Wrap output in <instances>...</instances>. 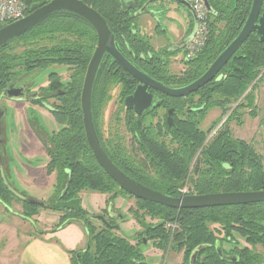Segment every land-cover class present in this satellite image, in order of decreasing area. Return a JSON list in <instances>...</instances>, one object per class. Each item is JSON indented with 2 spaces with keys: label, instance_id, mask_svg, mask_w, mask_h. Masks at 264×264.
<instances>
[{
  "label": "trees",
  "instance_id": "1",
  "mask_svg": "<svg viewBox=\"0 0 264 264\" xmlns=\"http://www.w3.org/2000/svg\"><path fill=\"white\" fill-rule=\"evenodd\" d=\"M49 1L38 0L29 12ZM80 1L102 16L110 32L118 34L123 47H130L131 52L129 49L127 51L129 54H142L132 45L128 36L131 25L122 12L127 9L119 4L120 0ZM209 3L213 11V15L209 14L212 21L209 23V39L199 53V58L185 63L186 69L178 76L171 75L166 64L156 60L153 62L154 71L144 73L166 86L172 87L174 84L181 87L205 72L242 27L246 19L242 12L245 8L247 12L249 8V1L245 3L244 0H211ZM3 26L0 25V28ZM94 33L92 26L74 13H51L0 48V89L19 72L31 74L52 64L73 65V78L79 76L90 59L96 41ZM115 44L121 52L116 39ZM121 53L128 58L124 52ZM263 68L264 42L256 36L249 37L229 59L223 71L196 92L201 98V110L197 109L196 113L184 118L179 107L173 127L168 131L170 141L159 143L156 139L148 140L150 156L146 157V161L152 168L150 172L154 173H150L145 165V175H126L138 184L170 197H179L177 189L186 178L196 195L264 191V166L253 147L245 141L233 139L227 128L219 129L204 144L206 132L200 127L209 109L219 107L226 112V106L241 97ZM105 69L102 64L92 87L91 113L95 125L94 108L101 100L97 88L101 87L103 81L106 87L114 82L111 72ZM114 75L129 78L120 67ZM156 75L164 81L155 78ZM51 77L52 74L48 76ZM79 84L78 78L65 98L66 104L57 115V120L66 124L67 128L51 137L53 148L48 151L50 161L46 166L47 174L56 172L54 188L57 200H71L82 191H90L107 195L105 203L112 205L116 198L130 195L118 188L95 162L86 143L79 104ZM101 101L98 108L101 107ZM188 113H192L190 108ZM109 159L113 162L111 157ZM194 159L196 161L190 171ZM6 194L9 203L10 190ZM39 208L42 207L23 203L21 216L30 219L37 215ZM43 208L63 213L58 228L63 223L82 221L88 248L70 253L71 264H145L140 249L143 241L139 236L153 241L157 249H165L171 244L173 249L183 253V264H187L194 252H197L196 264H230L220 258L216 247H221L235 235L244 239L252 249L239 251L236 262L232 264H264V201L238 206L175 210L136 199L135 208L129 209L141 228L135 234V244L117 233L118 229L103 224L101 227L94 225L82 209L62 210L53 204ZM145 217L156 220V223H145ZM167 222L177 223L172 235L165 231ZM108 223L116 224L115 221ZM258 246L262 249L261 253L256 250Z\"/></svg>",
  "mask_w": 264,
  "mask_h": 264
},
{
  "label": "flooded vegetation",
  "instance_id": "2",
  "mask_svg": "<svg viewBox=\"0 0 264 264\" xmlns=\"http://www.w3.org/2000/svg\"><path fill=\"white\" fill-rule=\"evenodd\" d=\"M147 1H149V0H136V2H137L136 7H133L131 9L126 8L127 11H122L124 13L125 18H128L127 22L131 25L129 28V32L131 35L129 34L128 36H130L129 38L132 41V45L134 47H136L137 50L142 52V54L139 55V54H135L134 52L129 54L127 51L129 49V52H131L130 47H123L121 39L119 38L118 34L115 32V35L114 34L113 35L115 36L118 47L121 50V52H124L127 55V57H128L127 59L135 67H137L138 69L140 68L143 72L148 73L150 71L151 72L154 71L155 66H153L154 65L153 62H154V60H156V62H159L160 64L161 63L164 65L166 64L168 69L172 66L176 67L177 65H181L182 67H180V66L177 67V68H179L178 73H172L169 70L171 75H174V76L181 75L184 72V70L186 69L185 63L199 58V53L202 51L201 50L197 55H195L191 59H186L184 56L186 47L189 43V42L187 43L186 41L188 38L191 37L192 34L194 35V29L196 28L197 22L194 24L193 19L190 16H189V18L187 17L186 18V21H188L187 24H186V22L181 23L179 26V29H177L176 27L171 29L173 32V35L176 37V39L173 40L174 37L172 38V35L170 36V38H167V37H169L167 35L168 30L166 28H161L159 23H155V21H154L153 17H155V19H157L155 14H159V13L156 10H154L155 9L154 7H152L153 3L145 10V12H143L140 15H137V12L139 11V9ZM209 1H211V0H209ZM248 1H249V8H248L247 12H245L246 8L242 12V14L244 13L246 15L245 16L246 18L250 12L251 4H252V0H244L245 3H247ZM119 4H122V6L125 8V7L130 6L132 4V1L131 0H127L125 2L119 1ZM263 12H264V0H262V4H261L260 10H259L258 17H260L263 14ZM159 16H161V15L159 14ZM208 17H210V16H208ZM141 19L143 20V22ZM209 21H210V19H209ZM139 22H140V25L137 24ZM183 24H184V27L181 26ZM139 26L142 28L140 29ZM180 28H181V30H180ZM238 32H237V34H238ZM94 35L96 37V33H94ZM235 36L233 37V39L235 38ZM252 36H256L259 40V37L255 32L251 33V35L249 37H252ZM165 39H167L168 42ZM190 39H192V38H190ZM96 40H97V37H96ZM154 42H156L157 45H154ZM95 46H96V41H95L92 53L90 55V59H91V56L94 52ZM180 54H182L181 57H180ZM90 59H89V61H90ZM110 60H111V62H110ZM89 61H88V63H89ZM112 62H114V61L106 54H104L103 57L101 58V61L98 65L96 74H97L100 66L103 64L106 67L105 70L107 72H111L112 78L114 79V82L112 84H109L108 87H106V85L103 81L101 87L97 88V93L100 96L101 100H104V101L100 100L102 102L101 107L104 104V106L102 107V114H103V111H104L107 103L112 98L111 92L113 90H116L117 95L115 97V103L118 106L117 107L118 109H117V111L113 117H112V115L110 116V121H109L108 126H107L106 135L104 134V132H102V123L100 124V126H98V128L100 129V134L103 136V138L105 140V144H103L104 140L101 141V139L99 138L98 128L96 127L95 124H93L94 131L96 133L97 139H98L101 147L103 148L105 154H108V156L112 158L113 162L112 161L111 162L122 173H124L125 175L127 173H129L131 175H137V174L145 175L146 171H145V173L143 172L144 171L143 167L145 165H147V169L149 172H150V170H152V168H150V165H148L149 162L146 161V157L150 156V151H149V147H148V140L151 138L153 140H155V139L158 140L159 143L169 142L170 139L167 137V136H169L168 131L170 128L173 127L174 118H175L176 113H177L176 109H179V107H180L182 109L181 115L183 114L184 118L189 117L190 115H193L194 112L196 113L198 110H201L199 108L201 98L199 97L198 94H196L197 91L186 96V97H180V98L178 97L177 98V97H168V96H166V95H164V94H162L156 90L149 89L148 93H150L152 95L151 105L149 108L142 109L140 112L137 113L134 110V106L127 107L125 105V99L133 94V92L135 91V89L139 83L130 74H128L125 70H123L115 62H114V65H112L113 64ZM88 63L86 65L85 69L83 70V72H80L79 76H77L75 78H73V76H74V69H73L74 66L73 65L66 66V67H68V69L65 72L66 74L64 73V75H62L63 74L62 72L60 73L58 71H55V69H56L55 66L60 68L64 65H53V64L49 65V67H52V71L47 75V79L45 81L46 85L43 86L40 83L42 86L39 89H37L36 91H32L31 88L29 89L28 84H25V83L19 84V80L24 77V75L22 73L19 75L15 74L12 77V80L10 81V83L7 84L5 87L0 89V182L2 184V186L0 187V194H1V196H0V208L2 211H5V212L8 211L9 212L8 209L11 210L10 207L12 206L13 200L20 202L22 209H23V203H25V202L21 198H19V196L16 195L15 192L17 194L24 195V196L29 197V198H33L30 196H27L25 194L26 192H23L24 187L26 189H28L27 188L28 186H26V184H24V186H23V183H21L19 181L20 176H19L18 172H17L18 183L12 184L11 181H8L10 176H9L8 165H7L9 154H8L7 148H6V144L8 141V139L6 137V131H5L6 130V116H5L6 109L9 107L11 109H13V114H12L13 120L16 119L17 116L18 117L21 116L20 119L23 121L24 117L26 116V113H25L26 108L25 107L24 108H20L18 106L12 107V106H9L8 103L9 102H12V103H19V102L31 103V105H33V107H34V110H31V111L38 113V115L41 113V111H43V112H45L44 114L51 116V120L53 119L52 121L55 122V120H56L57 126H54V127L51 126V129H49V130L47 129L46 131L43 129L44 130V132H43L41 129H39L35 118L30 120V122H29V118L27 117V127H29L32 135L34 137H36V140L39 143V145L41 147H43V149L45 151L44 156L48 160L44 164V166L41 168L45 171V174L47 176H53L52 177V184H53V188H54V186L56 184V182L54 181V179H56V172L54 171V172H51L50 174H47V170H46L47 163L50 161L48 151H50L53 148V146H52L53 143H52L51 137L55 136L60 131L67 128L66 124H63V123L61 124L57 120V118H58L57 115L59 112H61V109H63V106L66 104L67 100L65 98L68 96L69 91H71L73 84H75V82L78 80V78L80 81V84H79V89H80V91H79V104H80V94H81L82 85H83V81H84V77H85V73H86ZM112 66H113V68H111ZM119 67L128 74V76L131 80L128 77H125L122 75H120V76L114 75V73L117 72ZM45 68L37 69L36 71L40 72V71L44 70ZM223 68L224 67H222V69L219 71L217 76L223 71ZM50 74H52L51 79L48 78V76ZM96 74H95V76H96ZM54 75H56V78L54 77ZM155 78H157L158 80L164 81L161 78V76L156 75ZM125 81H127V82H125ZM93 83H94V81H93ZM40 84H39V86H40ZM171 86L174 88L177 87L174 84H172ZM34 87L35 86H33V88ZM92 87H93V85H92ZM14 89H21V96L20 97L15 98L14 96H11V97L8 96L7 92L10 90L12 91ZM91 93H92V91H91ZM253 93H254V100H253V103L251 104L252 110L256 109V106H257V91L254 90ZM4 100L6 102H4ZM100 101L95 105V108H94L95 113L98 112V110H99L98 107L100 106ZM172 104L174 106H172ZM189 108L192 111V113H188ZM80 112H81V107H80ZM206 116H207V114H206ZM81 117H82V113H81ZM111 121L113 122V124ZM92 122H93V119H92ZM14 123L19 124V123H16L15 120H14ZM202 123L203 122H201V125H202ZM82 126H83V124H82ZM25 129H26L25 126L23 127V129L22 128L18 129L17 134L21 136L22 130L24 132ZM21 139H22V137H21ZM85 140H86V138H85ZM86 143H87V141H86ZM103 145L106 147L107 150L105 149V147ZM28 149L29 148L27 146V150ZM23 154H25V153L21 150V147H20L17 155L22 156ZM11 156H12V153H11ZM194 163H195V159L193 160L192 167H193ZM192 167H191V169H192ZM29 169H33V168L29 167ZM150 173L153 174L154 171H151ZM19 185L22 186V187H20L21 190H19ZM34 188H40V187L36 186ZM7 190H10V193H11V196H10L11 199H10L9 203L7 202V194H6ZM51 190L52 189L50 188V191ZM62 192H63V190H62ZM177 192H178V189H177ZM54 194L57 195L55 192V188H54V190H52V195H54ZM80 194H82V193H79L78 197H77L80 200V208L79 209H82L83 211H85L90 216L89 219L91 221H94V220L99 221L100 223L97 225L99 227H101L102 224L106 225L108 227L115 225L114 223H110V224L108 223V222H111V220L115 219V217H113L112 215L109 214V206H111V208L114 209V202L117 198L114 200L112 205H106V203H105V207L102 210H100V213H97L96 215H94V213H92V214L88 213L82 207V199H81ZM126 198L127 199L131 198V199L125 200L128 204V208H130L129 207L130 201L134 200V206H133V208H130V209H134L135 205H136V199L137 198L132 197V196H124L123 199H126ZM74 199H76V198H74ZM37 201H40V202L44 203L45 206L49 207L51 204L54 205L55 202L68 201V200H61V199L56 200V198H54L51 201H48V200L45 202H43L41 200H37ZM45 206H42V208ZM62 210H67V209H62ZM68 211H72V210H68ZM0 214H4V213H0ZM19 215L21 216V214H19ZM97 216H100L101 218H99ZM0 220H1V218H0ZM73 222H77V223L82 225V221H80V220H75ZM140 239L142 241L146 240L144 237H140ZM134 240H136V237L134 238ZM243 241H244L245 245L242 247H239V242L235 238H233L231 240H227L226 242H224L221 245V247H219V246L216 247V252L220 256V258H222V260L225 261L226 263H230V264L235 263L239 251H241L244 248L252 249V246H250L248 243H246L244 239H243ZM224 244H226L230 247L229 250L224 249V247H223ZM86 248H88V247H86ZM218 250H220V253ZM190 259H191V257L188 259L187 264H190ZM183 263H184V259H183Z\"/></svg>",
  "mask_w": 264,
  "mask_h": 264
},
{
  "label": "rangeland",
  "instance_id": "3",
  "mask_svg": "<svg viewBox=\"0 0 264 264\" xmlns=\"http://www.w3.org/2000/svg\"><path fill=\"white\" fill-rule=\"evenodd\" d=\"M152 7H154L155 9L154 8L153 9L156 10L161 15L159 16V14H155L157 19H155V17L153 18L155 23H159L161 28H166L168 30L167 35L169 37L167 38H170L172 28L176 27L177 29H179L181 23H185V22L186 24L188 23V21H186V18L187 17L189 18L188 11L183 6L178 5L173 1L170 0L158 1L156 3H153ZM137 24L140 25V22ZM181 26L184 27V24ZM141 28L142 27H140V29ZM165 40L167 41V39ZM154 45H157L156 42H154ZM181 56L182 54H180V57ZM179 66L182 67L181 65H177L176 67L172 66L169 68V70L172 73H178L179 68L177 67ZM55 67L57 69V70L55 69V71H58L60 73L62 72L63 73L62 75H64V73L68 69V67L66 66H62L60 68H58L57 66ZM51 71H52V67L47 66L44 70L40 72L36 71L31 74L22 73L24 77L19 80V84H23V83L28 84L29 89L31 88L32 91H36L42 85L43 86L46 85L45 81L47 79V75ZM19 74H21V72H19L18 75ZM32 85L35 87L33 88ZM260 88L263 89L262 92L259 91ZM254 89L257 92L259 91V94L262 93L264 95V68L261 69L257 78L252 82L251 85L247 87V89L243 92L241 97H239L237 101H233L231 102V104L226 106V112H223V110L219 107L209 109L206 113L207 116H205L204 119H202L201 122L203 123L202 125L200 123V127L206 132V140L204 144H206L210 139H212L213 136L216 135L219 129L227 128L233 139L245 141L246 143L250 144L253 147L254 151L261 157L262 159L261 161L264 166V129L262 128V122L264 125V97L260 98L259 103L256 106V109L252 110L251 104L253 103L254 100V93H253ZM111 95L112 98L110 97L111 100L107 103L103 111V114H102V107L104 106V104L102 107L99 108L98 112L94 113L96 127L98 128V126H100V124L102 123V132H104L105 135H106L108 123L110 121V116L112 115L113 117L118 109L117 108L118 106L115 103V97L117 95L116 90H113L111 92ZM4 102L6 101L4 100ZM8 104L9 106L12 107L18 106L20 108H24V107L26 108V112H25L26 116L24 117L23 121L20 119L21 116L19 117L17 116V118L14 119L16 123L19 124H15L14 120L12 119L13 109L9 107L6 109V113H5L6 116L5 131H6V137L8 139L6 148L9 154L7 165L10 176L8 181H11L12 184L18 183V177H17V172H18L20 176L19 181L23 183V186L24 184L28 186L27 187L28 189H26L25 187L23 189V192H26L25 194L27 196L33 197L35 200H41L43 202L47 200L51 201L54 198H56L55 194L52 195V190H54L52 184L53 176H47L45 174V171L41 168L48 160L44 156L45 151L43 147L39 145V143L36 140V137L32 135L29 127H27V117L29 118V122L30 120L35 118L39 129H41L43 132L44 130L46 131L47 129L48 130L51 129V126L52 127L57 126L56 124L57 122L56 120L55 122L52 121L53 119L51 120V116L44 114L45 112L43 111H41L42 113V114L40 113L41 115L40 114L38 115V113L31 111L34 110V107L33 105H31V103L9 102ZM24 126L26 127L25 131L23 132L22 130L21 136L18 135L17 130L21 128L23 129ZM216 128L217 131L216 133L213 134V131ZM98 136L101 139V141L104 140L103 136L100 134L99 128H98ZM103 144H105V140L103 141ZM27 146L29 148L28 150H27ZM20 147L21 150L26 155L25 154H23L22 156L17 155ZM199 152L200 151H198L197 154H199ZM192 164L193 162L191 163L189 169L190 171H192L191 169ZM29 167L33 169H29ZM186 182L188 185L187 188L192 189V195H196L193 188L190 185V181H188V178L185 179L184 184ZM36 186L40 188H34ZM20 187L22 186L19 185V190H21ZM50 188L52 189L51 191ZM80 193H82L81 198H83L82 200L84 205L88 207L90 211L96 212L94 213V215L100 213V211L99 212L96 211L97 209H99L97 204H100V201L96 200V198L90 199V195L96 192L82 191ZM105 197L107 199L108 196L105 195ZM119 198H124V196H121ZM128 199L126 198L125 200ZM115 205L116 204H114V210L116 211L119 210L118 212H121L120 214L122 219L115 217V219L111 221L116 222L115 225L118 227V231H120V234L122 236L126 237L128 240L131 239L133 240L136 237L135 236L136 233L134 234V228L139 227L138 231H140L141 229L140 226L138 225V222L136 221V217L132 216V213L129 210L130 208H133L134 200L130 201V206H129L130 208H128V204L126 201L125 204L122 205L120 208H117ZM10 208L11 210L8 209L9 212L2 211L0 208V213H4V214H0V218H1L0 264H45L49 256L48 254L41 255L40 253L46 252L47 249L44 246H41L40 242L36 238H38L42 234L55 235V233L53 232H55L57 229L64 227L67 223H63L59 228L57 227L59 225L60 218L63 216V213L52 211L50 209L39 208L37 215H34L30 219H25L19 215L22 213V206L20 202L13 200L12 206ZM92 222L94 224L100 223L99 221L96 220ZM144 222L149 225H153L156 223V220H150L149 217H145ZM168 223L171 222H167L164 225V228L166 233H169L170 235L171 231L169 232L166 230V225ZM172 223L175 225V222ZM70 228H71V233L67 234L66 231H68V229ZM63 234H66L68 236V242L65 243L64 239L59 238L58 236L55 235L54 239L58 241L57 244L59 246L61 245L69 249L68 251L71 250L69 254L76 251H80L81 240L77 236V228L65 227ZM234 237L239 242V247L245 245L243 239L237 237L236 235ZM44 241L47 242L46 240ZM145 241H146L145 245L143 244L140 247L144 257L145 264H182L183 263V253L181 251L178 252L175 249H173L171 244L169 245V247L165 249H157L153 245V241L151 240L148 241L145 240ZM87 247H88V238H87ZM223 247L226 250H229L230 248L226 244H224ZM256 250L260 253L262 252V249L260 247H257Z\"/></svg>",
  "mask_w": 264,
  "mask_h": 264
},
{
  "label": "water",
  "instance_id": "4",
  "mask_svg": "<svg viewBox=\"0 0 264 264\" xmlns=\"http://www.w3.org/2000/svg\"><path fill=\"white\" fill-rule=\"evenodd\" d=\"M127 0H120L125 2ZM132 4L128 7L131 9L137 6L136 0H131ZM162 0H149L142 5L137 12V15L142 14L152 4ZM178 5L183 6L188 15L196 23L195 14L192 7L185 0H170ZM135 2V3H134ZM208 13L213 15L212 7L209 0H204ZM262 0H252L250 12L245 19L241 29L235 38L226 46L213 62L207 67L205 72L196 80L181 87H169L153 78L135 67L116 47L114 35L110 32L105 20L102 16L90 6L86 5L80 0H50L46 4L37 7L28 15L20 20L6 24L0 28V48L7 44L13 38L19 36L41 20L46 18L51 13L57 11H67L74 13L84 20H86L94 29L96 33V46L91 59L88 63L82 90L80 94V107L82 113V124L84 128L85 138L89 149L92 152L95 162L103 169L109 178L128 195L139 200L147 201L154 204H159L169 209L184 210V209H203L225 206H238L258 203L264 201V191L256 192H234V193H211L206 195H187L183 197H170L162 193L156 192L145 186L138 184L122 173L107 157L103 148L101 147L92 122L91 113V91L95 78V74L101 58L104 54L108 55L115 63H117L123 70L130 74L139 84L133 94L125 99L127 107L134 106V110L138 113L142 109L149 108L152 102V95L148 93L149 89L156 90L168 97H186L203 86L207 85L216 78L219 71L226 65L228 60L238 51L242 44L249 38L251 33L255 32L259 40L264 42V12L258 17ZM193 34L190 38H192ZM187 39V43L190 42ZM12 92V93H11ZM8 96L18 98L21 96V89H14L7 92ZM25 203L42 207L44 203L33 198L17 194ZM54 206L58 209H67L76 211L80 208V200L78 198L55 202ZM115 213V214H114ZM109 214L116 218H121V214L109 206ZM101 218L100 216H97ZM118 229L116 225L110 226ZM145 240L143 244L145 245ZM220 253V250H218ZM196 254L194 252L190 259V264L196 263Z\"/></svg>",
  "mask_w": 264,
  "mask_h": 264
},
{
  "label": "built area",
  "instance_id": "5",
  "mask_svg": "<svg viewBox=\"0 0 264 264\" xmlns=\"http://www.w3.org/2000/svg\"><path fill=\"white\" fill-rule=\"evenodd\" d=\"M37 1L38 0H0V25L3 26L22 19L30 13V9L34 7ZM185 1L192 7L197 22V26L194 29V35L188 43L184 55L186 59H191L206 45L209 33V17L204 0ZM217 128L213 131V134L216 133ZM187 186L186 182L182 187L178 188V194L180 197L192 195V189H188ZM176 229V223L174 225L171 222L166 225V230L172 232H170V235H172Z\"/></svg>",
  "mask_w": 264,
  "mask_h": 264
},
{
  "label": "crops",
  "instance_id": "6",
  "mask_svg": "<svg viewBox=\"0 0 264 264\" xmlns=\"http://www.w3.org/2000/svg\"><path fill=\"white\" fill-rule=\"evenodd\" d=\"M153 35V34H152ZM171 35H172V38L174 37V39L173 40H175L176 39V37L173 35V32H171ZM172 42V41H171ZM260 92H262L263 91V89L262 88H260V90H259ZM259 91L257 92V105H258V103H259V100H260V98H263L264 97V95L262 94V93H260L259 94ZM262 120H263V117H262ZM262 128L264 129V125H263V122H262ZM80 196H81V194H80ZM82 197V196H81ZM93 198H96V200H98V201H100V204H97V206L99 207V209H97L96 211H100V210H102L104 207H105V200H106V197H105V195H102V194H98V193H92L91 195H90V199H93ZM81 199H83V198H81ZM114 204H116L115 206L117 207V208H120L122 205H124L125 204V199H123V198H117L116 200H115V202H114ZM88 205H90V204H88ZM85 205H84V203H83V200H82V207L88 212V213H96V212H92V211H90L89 209H88V207H84ZM119 210H117V212H118ZM119 213H121V212H119ZM120 219H122V218H120ZM94 224V223H93ZM94 225H98V223L96 224H94ZM67 228V227H75V228H77V236L80 238V247H81V249L80 250H83V249H85L86 247H87V234H86V232H85V229L83 228V226L81 225V224H79V223H77V222H71V223H67L64 227H62V228H60V229H57L55 232H53V233H55V235L56 236H58L59 238H62V239H64V241H65V243H67L68 242V236L66 235V234H63V231H64V228ZM138 229H139V227H136V228H134V234L138 231ZM66 233L67 234H69V233H71V228L70 229H68V231H66ZM117 233H119L120 234V231H118L117 230ZM63 234V235H62ZM86 234V235H85ZM133 234V235H134ZM54 234L53 235H50V234H48V235H45V234H42V235H40L38 238H36L39 242H40V245L41 246H44L46 249H47V251L46 252H42V253H40L41 255H43V254H48V256H49V258H48V260H47V262L45 263V264H71V262H70V254H69V252H71V250L70 251H68L69 249H67V248H65V247H63V246H59L58 244H57V240H55L54 239V236H55ZM44 240H46L47 242H45ZM129 242L131 243V244H135V242H136V240H129ZM41 258V257H40ZM52 259V260H51Z\"/></svg>",
  "mask_w": 264,
  "mask_h": 264
}]
</instances>
